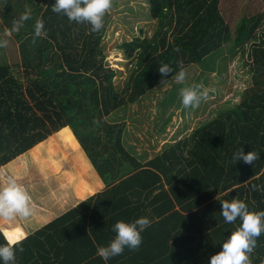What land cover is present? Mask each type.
I'll list each match as a JSON object with an SVG mask.
<instances>
[{
    "label": "trees",
    "instance_id": "16d2710c",
    "mask_svg": "<svg viewBox=\"0 0 264 264\" xmlns=\"http://www.w3.org/2000/svg\"><path fill=\"white\" fill-rule=\"evenodd\" d=\"M3 1L0 12L9 16L3 22L8 30L23 14L18 9L25 2L33 4L30 13L36 17L23 22L24 30L12 32L17 40L21 36V61L0 65V167L26 151L31 160L43 146L52 151V140L36 144L56 134L59 146L75 150L82 165L79 143L105 185L26 233L16 246L15 264H210L241 224L239 218L224 220L222 200L238 198L250 211H264V10L240 16L230 29L218 0H146L156 27L150 37L135 36L119 45L137 50V57L126 82L116 89L115 70L106 64L100 44L108 13L103 28L92 32L89 23L54 13L55 0ZM38 18L47 35L33 43ZM227 44L240 50L250 71V84L236 104L145 162L137 160L122 144L126 120L118 113L162 84L158 69L163 64L173 68L163 77L167 81L181 64L200 63ZM241 149L260 159L253 165L236 163L233 154ZM141 217L150 226L141 233L138 250L125 248L107 261L97 255L115 238V223ZM11 232L22 236L19 227L0 224V245ZM250 259L252 264L264 260V233Z\"/></svg>",
    "mask_w": 264,
    "mask_h": 264
},
{
    "label": "rangeland",
    "instance_id": "374dc122",
    "mask_svg": "<svg viewBox=\"0 0 264 264\" xmlns=\"http://www.w3.org/2000/svg\"><path fill=\"white\" fill-rule=\"evenodd\" d=\"M218 1L221 16L230 29L234 28L240 16L244 14L248 16L264 10L263 0ZM9 3L14 5V3H18V0H9ZM10 4L9 9L13 10L14 8ZM5 5V1L2 5L0 4L1 7H5ZM33 8V4L25 2L18 11L32 12ZM146 8V0H112V7L107 12L110 21L100 44L106 64L115 70L113 83L116 89H120L126 82L137 57V50L125 51L119 45L135 36L150 37L156 27V22L150 20ZM31 16L32 18L36 17L35 14H31ZM7 19L9 16H2L0 12V31L2 30L0 40L8 42L6 48H0V65L8 62L18 64L23 57L18 46L21 36L17 40L14 34L8 35L10 30L4 28L3 25ZM24 29V26L20 28V30ZM246 62L245 56L240 50L232 49L228 44L223 45L219 51L207 55L200 63L186 66L187 78L183 84L176 83L170 77L164 84L151 89L141 97L140 101L128 106L126 110L118 114L126 119L127 126L131 125L135 128L134 131L138 130V133L142 135L140 146L149 147L154 154L158 153L164 150L162 143L172 142L188 135L196 126L236 104L241 90L250 84V71ZM192 84L202 85V90H207V98L202 99L198 107L184 108L179 92L181 88ZM57 136L55 139L61 142L60 136ZM60 149L65 150L63 147ZM75 155L73 157L76 159L77 154ZM55 160L53 158V161ZM49 167L50 164L46 156L31 160L27 151L0 167V188L5 187L8 179L11 178L23 186L31 197L32 215L27 219L16 217L14 220L4 221L3 225L7 228L10 229V224L18 223L23 229L21 232L29 231V229L32 231L46 224L56 215L54 207L50 206L52 201L49 194L55 196L60 187L59 184H56L54 174H51ZM37 168L43 169L44 174L42 175L45 176H40Z\"/></svg>",
    "mask_w": 264,
    "mask_h": 264
},
{
    "label": "clouds",
    "instance_id": "9594fccd",
    "mask_svg": "<svg viewBox=\"0 0 264 264\" xmlns=\"http://www.w3.org/2000/svg\"><path fill=\"white\" fill-rule=\"evenodd\" d=\"M112 7V0H55L52 11L57 14L66 16L69 21L77 23H89L92 32L100 31L104 26V16ZM32 19L30 11L23 13L18 20L13 21V27L8 32H19L23 26V22ZM44 31V22L42 19H36L34 26L33 43L36 38L46 36ZM7 40H0V48L7 47ZM179 51V49H176ZM159 73L162 76L161 83L164 84L173 68L168 64L159 67ZM187 72L183 65L174 76L173 80L178 84L186 81ZM203 89L200 84H192L180 89L179 95L184 108L198 107L202 99L207 98V90ZM260 159V155L256 152L249 151L245 154L241 149L233 154V160L237 163L243 161L247 165H253L255 161ZM31 197L28 191L18 184L16 180L9 178L7 185L0 188V218L11 221L16 217L27 219L32 215L30 205ZM221 215L227 223H233L239 218L241 224L237 227L227 239L222 243V250L210 258V264H252L250 259L251 253L257 247V240L264 233V211H250L245 202L238 198L231 201L222 200ZM150 226V221L146 217H141L134 222L127 223L118 221L113 227L116 233L115 238L109 242L107 246L97 249V255L109 260L112 257L121 255L125 248L129 250H138L142 243L141 233ZM5 244L0 245V260L4 264H15L16 246L21 243L22 236L19 232L5 233ZM23 251V248H19ZM264 264V260H261Z\"/></svg>",
    "mask_w": 264,
    "mask_h": 264
},
{
    "label": "crops",
    "instance_id": "0c3cea01",
    "mask_svg": "<svg viewBox=\"0 0 264 264\" xmlns=\"http://www.w3.org/2000/svg\"><path fill=\"white\" fill-rule=\"evenodd\" d=\"M134 129L135 128H133L131 125L128 126L126 125L122 134V144L131 155H133L140 162H145L147 159L161 152L160 151L154 154L153 152H151L152 150H150L149 147L140 146L139 143L140 144L142 143L141 142L142 135L138 133V130L134 131ZM55 137L58 136L56 134H52L43 141L36 144V145H40L46 143L49 140H52V145L50 146V150L52 151H47L45 146H43L41 153L36 158L39 159L42 156L47 157V160L50 164L49 170L51 171V174H54L56 184H59L60 187V190L56 192L55 196L51 195V193L49 194V197L51 198L52 201V204H50V206L54 207L55 211L57 212L52 219L59 216L63 212L67 211L71 207L75 206L77 203L81 202L82 200H86L87 198L93 196L94 194L100 193L105 189L104 183L96 174L93 165L86 157L84 151L81 150L79 143L76 142V149L80 153V155L85 159V164L82 165H80L78 160H76L73 157L76 156L75 150L66 151L60 149L59 146L60 142L58 139H55ZM183 137L184 136H182L181 138ZM158 140L160 141V139ZM173 142L174 141L162 143L164 147L163 149H165ZM53 158L59 161L56 160L53 161ZM33 160H35V158ZM37 169L39 171L40 176H45L42 175L44 174L43 169H39V168ZM38 219H40V217H38ZM4 221L6 222L5 219H0V224L2 227L5 226L3 225ZM9 226L11 228V227H18L19 225L18 223H15L14 225L10 224ZM19 227L21 230H23L21 225ZM29 231H22V237L26 235V233H28Z\"/></svg>",
    "mask_w": 264,
    "mask_h": 264
}]
</instances>
